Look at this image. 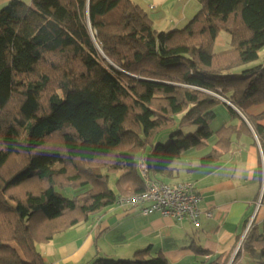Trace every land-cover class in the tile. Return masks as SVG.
Instances as JSON below:
<instances>
[{
	"label": "trees",
	"instance_id": "obj_1",
	"mask_svg": "<svg viewBox=\"0 0 264 264\" xmlns=\"http://www.w3.org/2000/svg\"><path fill=\"white\" fill-rule=\"evenodd\" d=\"M200 3L169 31L155 29L132 0H9L0 8V264H49L37 243L144 191L145 176L184 181L162 179L183 151L212 138L198 167L220 161L243 134L264 151V108L249 112L264 107V64L252 63L264 46V0ZM220 32L230 46L215 51ZM218 104L231 119L213 130ZM242 251L264 264V220L250 224L231 262L224 252L204 264H238ZM85 264L168 261L149 245L132 258Z\"/></svg>",
	"mask_w": 264,
	"mask_h": 264
},
{
	"label": "crops",
	"instance_id": "obj_2",
	"mask_svg": "<svg viewBox=\"0 0 264 264\" xmlns=\"http://www.w3.org/2000/svg\"><path fill=\"white\" fill-rule=\"evenodd\" d=\"M8 1L0 0V8ZM23 1L30 3L31 0ZM132 1L148 13L155 29L163 31L183 27L201 7L200 0ZM263 108L262 105L255 106L249 112L258 114ZM228 116V120L227 115L222 117L226 123L231 119ZM232 121L239 124L238 119ZM259 123L264 126V119ZM213 142L214 138L204 149L189 150L204 155ZM203 155L194 157L193 161L185 159L187 161L182 167L173 166L176 170L165 178L171 183L191 180L195 184L201 210L197 227L189 220H179L158 212L145 215L137 211V207L125 209L114 203L88 217L85 222L91 219V224L87 232L82 229L77 231L79 236H84L81 246L70 251L67 241H59L56 246L53 245L49 256L50 250L41 252L44 260L49 264H85L94 257L93 250L102 241L103 247H98L97 252L111 258H132L136 250L150 245L151 252L161 251L168 264H204L224 252L230 253L231 262L248 230L247 226L252 222L260 225L264 220V151L255 138L243 134L239 139H233L229 153L220 161L198 167L199 157ZM233 157L235 163L230 168ZM185 164L189 166L182 176ZM206 211L211 215L207 216ZM85 222L74 227L78 228ZM54 236L46 243L52 242ZM253 262L261 264L256 253L241 252L238 264Z\"/></svg>",
	"mask_w": 264,
	"mask_h": 264
},
{
	"label": "built area",
	"instance_id": "obj_3",
	"mask_svg": "<svg viewBox=\"0 0 264 264\" xmlns=\"http://www.w3.org/2000/svg\"><path fill=\"white\" fill-rule=\"evenodd\" d=\"M140 169L141 173L146 175L147 167L143 161L140 162ZM144 181V191L130 196H120L118 197V204L131 208L138 207L141 213L145 215L158 212L161 215L171 216L179 220L186 217L193 226L199 225L200 195L191 180L166 184L157 180H150L145 176ZM206 215L210 216L211 213L206 211Z\"/></svg>",
	"mask_w": 264,
	"mask_h": 264
},
{
	"label": "rangeland",
	"instance_id": "obj_4",
	"mask_svg": "<svg viewBox=\"0 0 264 264\" xmlns=\"http://www.w3.org/2000/svg\"><path fill=\"white\" fill-rule=\"evenodd\" d=\"M229 40H230L229 34H227L225 32H220L218 34L217 38H216L215 43H214V50L215 51H221V50L227 49L230 46L229 45ZM252 63H254V64H256V63H263L264 64V46L259 51V57L254 62H252ZM215 111H216L217 117L211 122V125H210L213 130H215L218 127H220L223 123H226L225 121H223L225 119L224 118L222 119V117L224 115H227V120L229 118V116H228L229 115L228 114V110H227V108L224 105L218 104L216 106V108H215ZM185 131H186V129H185ZM166 139H167V137H164L163 138V142ZM204 154H205V152H204ZM199 155H203V153L198 154L196 151H193V150L183 151L181 153V160H178V161L174 162V165L173 166L174 167H176V166L177 167H182L184 165V163H186V161H187L185 159H188L190 161H193V160H195L193 158L194 157L196 158ZM231 160H232V163H231L230 168L233 167V165L235 163V158L233 157V158H231ZM185 166H186V168H184V170L182 171V176H183V174L186 173V170H187V167L189 166V164H185ZM162 180L164 182H169L168 179H162ZM111 187H113V182L111 183ZM58 190H59V192H61V194H63L64 196H67V197L70 196L69 194H71V196H72L73 194L79 193L78 190H74V189H72V190L71 189H58ZM137 211H140L139 208L137 209ZM183 219L188 220L186 217H184ZM90 221H91V219L89 220V222H85V223L79 225L78 228L74 227V228H72L70 230H66V231L59 232V233L55 234L53 241L52 242H49V244H47L48 242L47 243H45V242L37 243L36 244L37 249L40 252H42V251H49L50 250L49 251V254H48V256H49L51 254V250L53 249V245L56 246V244L59 241H64V242L67 241L69 243V247L68 248H70V246H71V248L69 250L70 251L71 250L73 251L76 246L77 247L78 246H81L82 241L84 239V236H79L80 234L77 231H80L82 229L84 231L86 230V232H87L89 230V228H90V224H91ZM247 228H249V226H247ZM107 238H109L108 235H107ZM107 242L109 243V241H107ZM101 246H102V241H100V243H98V246L96 245V247L93 250V254H92V250H91V253L90 254H92V255L95 254L93 258H95V257H102V255L97 252L98 247H101ZM48 256L46 255V257H48ZM89 257H91V255ZM124 258H127V257H124ZM257 263L258 262H253L252 264H257Z\"/></svg>",
	"mask_w": 264,
	"mask_h": 264
},
{
	"label": "water",
	"instance_id": "obj_5",
	"mask_svg": "<svg viewBox=\"0 0 264 264\" xmlns=\"http://www.w3.org/2000/svg\"><path fill=\"white\" fill-rule=\"evenodd\" d=\"M225 102H227L226 100H224Z\"/></svg>",
	"mask_w": 264,
	"mask_h": 264
}]
</instances>
